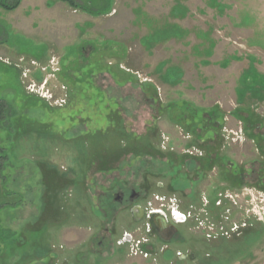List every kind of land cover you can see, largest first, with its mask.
I'll return each mask as SVG.
<instances>
[{"label": "rangeland", "instance_id": "obj_1", "mask_svg": "<svg viewBox=\"0 0 264 264\" xmlns=\"http://www.w3.org/2000/svg\"><path fill=\"white\" fill-rule=\"evenodd\" d=\"M73 1L84 10L0 0V264H82L76 251L101 237L102 198L116 238L137 231L131 204L113 201L120 190L142 191L147 213L170 214L177 199L202 213V198L227 182L213 150L239 161L243 190L230 197L253 228L244 211L255 201L264 216V0ZM216 133L232 145L209 146ZM258 217L236 241L193 242L190 264H264ZM137 243L87 260L175 264L188 248L136 254Z\"/></svg>", "mask_w": 264, "mask_h": 264}, {"label": "flooded vegetation", "instance_id": "obj_2", "mask_svg": "<svg viewBox=\"0 0 264 264\" xmlns=\"http://www.w3.org/2000/svg\"><path fill=\"white\" fill-rule=\"evenodd\" d=\"M209 135L208 140L211 141L209 146H218L226 149L228 145H232L231 143L227 142L228 138H226V135L222 133ZM215 136H218V138H214ZM214 152L215 151L213 150L208 159L216 163H218V161L220 162V167L219 165H215L214 169L219 170V173L222 175L221 177H223L225 180L224 182L227 181L225 184H223V186L227 185L225 187L229 188L231 191L230 193L226 194L225 191L222 190L224 187L222 185L218 186L217 191H212L209 196L202 198L200 201L204 206L202 213H196L195 210H187L185 212H183L181 209L178 210L179 204L177 199L176 201L172 202L170 206V214H167V212L163 209H152L151 213H147L142 204L140 205V203H137V200H139L140 197L142 198V191L140 193L135 189H131L128 195L125 190L117 191L113 196V201H115V203H117L121 208H127L131 204L129 208L131 221L134 224L139 225L138 230L131 232L124 231L121 233L120 238H116L119 234V231L117 230V227H114L115 224L112 213L113 209L111 210L110 208L108 209L106 206H104L107 198L98 200V202L101 201L100 204H97V209L99 212L98 216L101 218V228L98 230L100 232L95 234L94 238L98 237L99 233L101 237L97 242V246L94 248L92 246L93 242H90V244L87 246L82 243L79 250L76 251L78 253L76 255L77 261L82 264H92L89 262V260H87V258H90V251H92V254L95 256L94 261H98L99 256L103 255V253L113 256L114 252H124L126 245L138 241L140 244H136L138 248L134 251L136 254L148 253L143 251L156 252L157 250L161 254V252L169 249V245L172 243L178 245H187L188 248L185 249L186 251L178 250L176 252V260L174 263L190 264L195 263L194 261L199 259L196 252V246L193 244V242L217 245L220 243L222 238L236 241L241 235H244L247 231L251 230L252 226L249 224L246 225V222L243 223L241 221L243 212L241 204H238V200L240 198H234L232 200L230 197L232 196L234 189L242 188L243 190L241 185L243 181L242 174L239 172L240 170L238 171L240 168L239 161L235 158L229 163H226L224 158L225 155L221 157L222 154L219 152V150H217L216 154H214ZM123 187L129 188L128 185ZM249 190L251 189L249 188ZM244 193L245 192L241 191V194ZM250 193L253 194L252 190ZM235 194L237 197H240L239 193ZM227 197L230 199H227ZM197 198L198 197H195L193 194H191L187 198V200L190 201L189 205H193V202H196ZM225 199H227L232 204L228 203L226 210H223L222 206L226 202ZM249 199L251 200V198ZM106 205H108V203ZM252 208L253 207L248 208V211L245 210L244 214L252 215L253 217L256 216ZM160 219L164 220V227H161ZM137 237H139L141 240L137 239ZM147 237L149 239H147ZM189 241L191 243H189ZM161 245H164L163 250ZM134 246L135 245L131 246L133 250L135 249ZM84 248H86V250H84Z\"/></svg>", "mask_w": 264, "mask_h": 264}, {"label": "trees", "instance_id": "obj_3", "mask_svg": "<svg viewBox=\"0 0 264 264\" xmlns=\"http://www.w3.org/2000/svg\"><path fill=\"white\" fill-rule=\"evenodd\" d=\"M62 1H67L70 5L72 6H75V7H79L80 5H77L73 0H62ZM20 3V0H14V3L13 4H4L1 2V5L4 6L5 8L7 9H15ZM81 8H83L84 10V7L80 6ZM4 122V110L3 109H0V127L1 125L3 124ZM0 150L3 151L4 148L1 146V143H0Z\"/></svg>", "mask_w": 264, "mask_h": 264}, {"label": "crops", "instance_id": "obj_4", "mask_svg": "<svg viewBox=\"0 0 264 264\" xmlns=\"http://www.w3.org/2000/svg\"><path fill=\"white\" fill-rule=\"evenodd\" d=\"M20 4V3H19ZM256 222H257V220L253 217V218H251V220H250V224L252 225V224H254V227L253 228H251V230H254L255 229V227L257 226L256 225ZM256 230V229H255ZM254 253H255V251H254V249L250 252V256H253L254 255ZM249 254H245V256H248ZM256 258V257H255ZM232 264H254V263H246L245 261H244V259H241V258H239V260L238 261H235L234 263H232Z\"/></svg>", "mask_w": 264, "mask_h": 264}, {"label": "built area", "instance_id": "obj_5", "mask_svg": "<svg viewBox=\"0 0 264 264\" xmlns=\"http://www.w3.org/2000/svg\"><path fill=\"white\" fill-rule=\"evenodd\" d=\"M260 209H261V208H260ZM253 210H254V212L256 213V215L259 216V217H258L259 220H261V219L264 218V216L262 217V212L259 210V208H258V206H257L256 203H254V205H253ZM162 212H163V211H162ZM163 213H164V212H163Z\"/></svg>", "mask_w": 264, "mask_h": 264}, {"label": "water", "instance_id": "obj_6", "mask_svg": "<svg viewBox=\"0 0 264 264\" xmlns=\"http://www.w3.org/2000/svg\"><path fill=\"white\" fill-rule=\"evenodd\" d=\"M161 220V223H160V225H161V227H164V220L163 219H160Z\"/></svg>", "mask_w": 264, "mask_h": 264}]
</instances>
